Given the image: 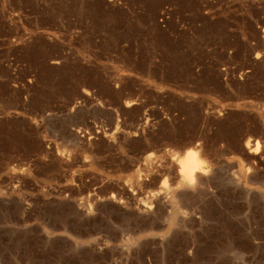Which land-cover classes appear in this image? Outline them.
Returning a JSON list of instances; mask_svg holds the SVG:
<instances>
[{"label":"rangeland","instance_id":"374dc122","mask_svg":"<svg viewBox=\"0 0 264 264\" xmlns=\"http://www.w3.org/2000/svg\"><path fill=\"white\" fill-rule=\"evenodd\" d=\"M0 264H264V0H0Z\"/></svg>","mask_w":264,"mask_h":264},{"label":"bare ground","instance_id":"6f19581e","mask_svg":"<svg viewBox=\"0 0 264 264\" xmlns=\"http://www.w3.org/2000/svg\"><path fill=\"white\" fill-rule=\"evenodd\" d=\"M195 155H196V154H195ZM194 157H195V156H194ZM194 159H196V158H193V155L190 154V155H189V159L186 160L185 163L183 162V163H184L183 165L181 164V165H182V169H183V176H184L185 178H187L188 180H190V179L192 178V175H194L195 173H197V172H194V173H193V167H194V165H195V161H196V160H194ZM197 162H198V160H197ZM197 167H199V166H197ZM180 168H181V167H180ZM198 173H199V172H198ZM198 173H197V174H198ZM197 174H195V175H197ZM195 175H194V176H195ZM198 175H199V174H198ZM194 176H193V177H194ZM198 177H199V176H198ZM198 177H197V178L195 177V178H196V180L198 179V180L200 181L201 179H200V177H199V178H198ZM193 180H194V179H193ZM196 180H194V181H196ZM198 180H197V181H198ZM197 181H196V182H197ZM201 181H202V180H201ZM201 181H200L199 183H201ZM189 182H190V181H189ZM205 182H206V181H205ZM190 184H191V183H190ZM196 184H197V183H196ZM187 185H188L187 187L190 186L189 183H188ZM191 185L193 186V184H191ZM194 185H195V184H194ZM203 185H204V184H203ZM192 186L190 187L191 189H192L193 187H195L196 185L193 186V187H192ZM187 187H186V188H187ZM196 187H197V186H196ZM198 188H199V186H198ZM202 188H204V187H202ZM196 190H197V188H196ZM194 192H195V191H194ZM195 193H197V192H195ZM198 193L200 194V191H199ZM193 195H194V194H193ZM183 197H184V196H183ZM183 197H182V198H183ZM187 200H188V199H187Z\"/></svg>","mask_w":264,"mask_h":264}]
</instances>
